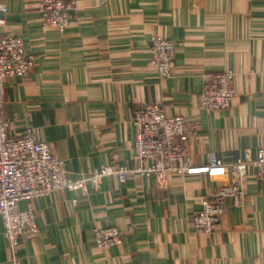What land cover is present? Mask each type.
<instances>
[{
  "label": "crops",
  "instance_id": "0c3cea01",
  "mask_svg": "<svg viewBox=\"0 0 264 264\" xmlns=\"http://www.w3.org/2000/svg\"><path fill=\"white\" fill-rule=\"evenodd\" d=\"M36 0H0V34L20 36L34 66L5 82L7 134L30 128L65 164L71 180L105 167H134L135 113L159 104L192 127L187 159L204 166L252 162L264 148V0H76L64 33L44 28ZM175 46V71L150 65L152 37ZM234 74L226 110L200 108L204 80ZM217 180L133 174L55 191L33 201L37 233L18 240L19 264H264V180L249 165L242 207L229 206L212 234L192 226ZM17 211H24L20 202ZM116 228L122 243L106 250L94 232ZM0 264H12L0 218Z\"/></svg>",
  "mask_w": 264,
  "mask_h": 264
},
{
  "label": "built area",
  "instance_id": "2783aa9c",
  "mask_svg": "<svg viewBox=\"0 0 264 264\" xmlns=\"http://www.w3.org/2000/svg\"><path fill=\"white\" fill-rule=\"evenodd\" d=\"M76 0H36V10L44 28L64 33L70 25ZM6 9L0 5V14ZM4 23L0 17V26ZM150 65L163 78L175 71V46L171 41L152 37L149 44ZM34 66V57L24 50L20 36L0 34V218L3 237L10 254V262L19 264L18 240L21 236L37 233L33 201L48 197L55 191L76 192L86 190L88 183L98 186L99 180L114 177L119 184L133 174L154 177L164 184L173 176L180 178L207 177L217 180L229 171L231 184H219L200 201V209L193 216L192 226L197 233L212 234L229 206L239 208L245 204L246 194L240 182L249 165L264 180V148H259L252 162L238 160L226 165L216 158L204 166H193L187 159L186 144L192 127L182 116H168L159 104L145 105L132 120L137 133L132 144L134 167H105L88 176L71 180L65 173L64 162L56 157L50 147L40 141L30 128L21 136L7 134L9 124L2 114V94L5 82L11 78L25 77ZM234 74L223 72L204 80L199 96L200 108L226 110L234 97ZM20 202L26 203L24 211H17ZM122 243L116 228L106 227L94 232V245L106 250Z\"/></svg>",
  "mask_w": 264,
  "mask_h": 264
}]
</instances>
